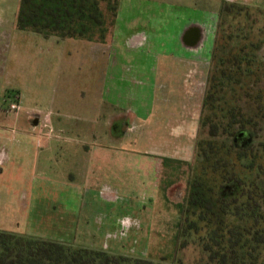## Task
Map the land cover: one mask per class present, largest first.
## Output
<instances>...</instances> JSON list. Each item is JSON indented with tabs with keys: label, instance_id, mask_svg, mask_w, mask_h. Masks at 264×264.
Returning a JSON list of instances; mask_svg holds the SVG:
<instances>
[{
	"label": "rangeland",
	"instance_id": "obj_1",
	"mask_svg": "<svg viewBox=\"0 0 264 264\" xmlns=\"http://www.w3.org/2000/svg\"><path fill=\"white\" fill-rule=\"evenodd\" d=\"M117 1L118 10L114 25L118 24L120 28L117 27L119 33L115 31L113 42L117 43L121 36L130 47L140 49L138 47L145 46L143 52L149 58L148 70L152 63L157 64L156 60L159 61L161 58V61H164L167 57V53L162 50L165 46L158 43L161 36L159 33L161 23L165 25L167 22L165 26V29L168 30L166 38L167 41L171 40L168 42L171 47L175 44L171 37L172 26H176L175 30L179 33L181 29H187L190 25L199 22L204 31L203 37H205L200 45V51L197 55L194 53V59L188 58L189 55L177 50L175 54H178L179 57L175 60L178 65L169 64L166 67L160 65L158 68L155 66L150 80L146 75V80L143 83L144 90L153 92V95L142 99L137 98L136 101L141 106L161 108L160 114L158 111L155 114L158 121L142 122L131 127L126 133L122 130H114L116 138L117 134L120 135L118 137L121 139V142L118 141L120 150L129 149L128 153L135 157H153L160 161L161 179L155 199H146L139 195H125L130 202L136 199L141 200L144 204L146 201L151 209L145 210L146 213L143 212L145 217L143 220L141 217H134L135 225L134 221H132L133 224H127L120 220L116 221L114 226L109 227L98 222L96 225L87 226L85 224L87 214L85 213L84 217L81 216L83 211L78 213L77 206L79 207L80 204L77 201V195H72L67 188L54 193L43 187V191L37 196L38 199L35 198L36 204L30 211H26L25 216L21 213L22 217H20L12 205L7 207L6 204H0V224H4V221L7 220L15 227L12 229L15 232L102 246L110 250L152 259L163 255L171 258L177 246L180 204L183 203L187 194V181L191 175L188 163L193 162L191 166L198 165L195 153L198 140L203 134V131L200 130L202 106L212 67V50L215 48L221 23L222 7L225 3L230 2L247 5L254 13L255 27H261L264 33V0ZM20 3L21 0H0V32L3 33H0V39L3 36L8 37V45L0 49V57L7 60L6 74L0 75V102L4 99V92L8 90L10 98L16 99L9 101V105L15 103L20 106L17 101L19 93L11 91L13 88H19L22 92L21 112L25 114L34 110L33 108L47 110L50 100L54 97L59 99L60 91L64 86L62 79L67 72L65 58L68 53L64 46L59 45L58 42L53 45L48 41L52 36H41L46 40L38 42L37 32L21 30L17 27ZM154 12H167L169 16L166 15L167 18L160 19ZM138 13L143 14L142 17L145 18H131L130 15L137 16ZM147 17L149 24L144 23ZM229 19L231 20L229 21L230 26L233 20ZM240 20L243 25L245 17H240ZM173 21L175 25L171 23ZM128 25H131L130 29L123 30ZM58 37H55L54 40H63ZM205 39L209 40L208 44H205ZM176 42L178 41L176 40ZM105 43L108 44L107 41ZM205 46H207L206 49H204ZM73 52L69 49L70 55ZM80 56L79 53L74 58L76 62L80 63L82 72H85L90 62L86 54L83 53L82 60ZM2 64L3 62L0 60V72L3 69ZM137 84L136 82V86ZM5 88L7 89L5 90ZM5 103L7 105V102ZM6 109H10V106L9 108L7 106ZM9 115L12 116L13 112ZM58 159L63 158L58 155L52 161H44V169L40 173V177L49 182V180H56L57 176L55 175H58L57 180L64 179L62 183L69 186L73 182L70 171L71 162ZM138 162L140 163V160ZM80 183L74 184L82 186L84 189L88 188L84 180ZM70 189L75 188L71 187ZM90 189L91 187H89ZM86 197H88L87 194ZM92 204L95 205V208L92 206L94 210L100 209L98 202L92 201ZM54 208L61 212V215L52 210ZM122 209L120 207L119 211ZM144 209L146 208L140 210ZM131 214L132 212H128L127 215ZM77 217L81 219L78 220L79 222L83 221L79 226H75ZM75 232L77 234H74ZM74 237H79L81 240L76 241L73 239ZM179 253L182 254L185 262L192 263L201 252L198 246L191 244L180 250Z\"/></svg>",
	"mask_w": 264,
	"mask_h": 264
},
{
	"label": "trees",
	"instance_id": "obj_2",
	"mask_svg": "<svg viewBox=\"0 0 264 264\" xmlns=\"http://www.w3.org/2000/svg\"><path fill=\"white\" fill-rule=\"evenodd\" d=\"M117 10V0H21L17 27L103 42ZM221 16L172 257L0 229V264H264V33L245 4ZM191 244L201 253L187 263L179 252Z\"/></svg>",
	"mask_w": 264,
	"mask_h": 264
},
{
	"label": "crops",
	"instance_id": "obj_3",
	"mask_svg": "<svg viewBox=\"0 0 264 264\" xmlns=\"http://www.w3.org/2000/svg\"><path fill=\"white\" fill-rule=\"evenodd\" d=\"M138 14L130 16L145 18L142 17L143 14ZM154 14L160 19L169 16L167 12H154ZM144 23H150L148 17ZM171 23L175 25L174 21ZM166 25L167 22L165 25L161 23L158 43L165 46L162 50L167 53V57L164 61H161V58L159 61L156 60L157 64L152 63L149 70L147 69L149 58L143 52L145 46L138 47L140 49L130 47L121 36L117 43L113 42L115 31L119 33L118 24L112 27L103 42L70 37L55 41L56 35L49 36V42L53 45L58 42L68 53L65 58L67 72L62 79L64 86L60 91L59 99L54 97L50 100L48 111L33 108L34 110L25 113L26 115L21 112L22 92L19 88L11 90L19 93L17 96L19 110L6 109L11 105L9 101L14 99L10 98L7 88L4 99L0 102V204H6L7 207L12 205L15 212L22 217L21 213L25 216L26 211H30L36 204L35 198L44 188L54 193L67 188L72 195L78 196L77 201L80 204L79 207L77 206L78 213L83 211L81 216L84 217L87 214L85 222L87 226L96 225L98 222L109 227L120 220L127 224H133L134 221L135 225L134 217H141L142 220L145 218L144 211L151 209L146 201L144 204L136 199L130 202L125 195L155 199L161 179L160 161L153 157H135L128 153L129 149L120 150L118 147L121 142L118 138L120 135L117 134L116 138L114 130H122L126 133L134 125L157 120L155 114L157 111L160 114L161 108L141 106L136 101L137 98L153 95V92L144 90L146 75L150 80L155 66L158 68L160 65L164 67L169 64L178 65L175 60L179 57L175 54L177 50L189 55L188 58L191 59H194V53L197 55L200 51V45L205 37L199 22L190 25L187 29H181L179 33L175 30L176 26H172L171 37L175 42L172 47L168 43L171 40L167 41L166 38L168 33L165 29ZM130 26H125L123 30L128 31ZM39 34H36L37 41H45V36ZM106 41L108 44L105 43ZM208 41L205 39V44H208ZM7 45L8 37L3 36L0 39V49ZM69 49L74 51L73 54L70 55ZM79 53L81 56L83 53L86 54L90 62L85 72H82L80 63L74 58ZM0 60L3 62L0 75H5L7 60L2 57ZM11 112H13L12 116L9 115ZM175 119L177 120L176 117ZM58 155L63 158L58 160L71 162L73 182L69 186L62 183L64 179L57 180L58 175H55L57 177L54 181L47 179L49 182L40 177L44 169L43 162L52 161ZM83 180L87 189L76 185L81 184ZM71 187L75 189H70ZM92 201L98 202L100 209L94 210L95 205ZM120 207L124 210L119 211ZM144 207L146 209L140 210ZM52 210L61 215V212L55 208ZM128 212L132 214L128 216ZM78 220L81 219L76 218L75 226L83 222ZM0 229L12 231L15 227L6 220L4 224H0ZM73 239L81 240L79 237Z\"/></svg>",
	"mask_w": 264,
	"mask_h": 264
},
{
	"label": "built area",
	"instance_id": "obj_4",
	"mask_svg": "<svg viewBox=\"0 0 264 264\" xmlns=\"http://www.w3.org/2000/svg\"><path fill=\"white\" fill-rule=\"evenodd\" d=\"M10 108L13 110H18L20 108V106L18 104L12 103L10 105ZM42 127H45V125H43ZM52 131V129L50 128V132Z\"/></svg>",
	"mask_w": 264,
	"mask_h": 264
},
{
	"label": "water",
	"instance_id": "obj_5",
	"mask_svg": "<svg viewBox=\"0 0 264 264\" xmlns=\"http://www.w3.org/2000/svg\"><path fill=\"white\" fill-rule=\"evenodd\" d=\"M35 122L37 123V119L35 120Z\"/></svg>",
	"mask_w": 264,
	"mask_h": 264
},
{
	"label": "flooded vegetation",
	"instance_id": "obj_6",
	"mask_svg": "<svg viewBox=\"0 0 264 264\" xmlns=\"http://www.w3.org/2000/svg\"><path fill=\"white\" fill-rule=\"evenodd\" d=\"M211 65H212V64H211ZM36 119H37V118H36ZM36 119H35V120H36ZM37 120H38V119H37Z\"/></svg>",
	"mask_w": 264,
	"mask_h": 264
}]
</instances>
